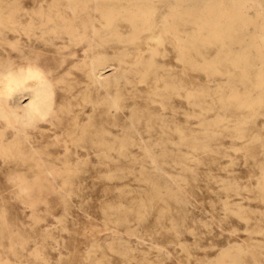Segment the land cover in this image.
<instances>
[{
  "label": "rangeland",
  "instance_id": "374dc122",
  "mask_svg": "<svg viewBox=\"0 0 264 264\" xmlns=\"http://www.w3.org/2000/svg\"><path fill=\"white\" fill-rule=\"evenodd\" d=\"M58 1L0 0V4H15L34 12ZM244 9L264 33V0H248ZM160 12L162 17L169 16V5L162 6ZM119 29L125 36L131 34L126 24ZM6 35L7 39L0 38V58L6 60L10 53L15 67L27 62L18 53H37L38 62L45 66L58 63L60 55L56 53H79V58H69L58 70L66 80H77V89L85 86L82 53H100L105 60L100 67L109 79L105 86L88 92L96 97L110 91L123 107L111 108L114 115L107 116L105 106L93 110L82 100L83 91L76 98H66L73 106L86 104L81 123L91 118V123L111 129L127 145L101 162L94 153L80 149V162L77 169L72 168L69 180L57 178L41 190L34 186L29 196L9 175L25 172L32 177L37 171L29 169V164L17 166L0 158V264H217L221 256L235 260V264H264V195L260 189L264 145L256 143L252 155L245 146L254 137L264 141V115L253 118L245 137L214 129L215 135L208 140L210 156L184 142V138L202 135L204 124L213 123L220 114L232 120L231 124L245 116L224 114L213 104L211 95L200 104L187 96L189 92L213 93L226 83L225 75L188 68L172 40L157 44L153 38L139 47L113 41L85 52V42L67 43L57 50L55 47L62 45L59 41L31 40L13 31ZM157 47L161 49L155 55L162 73L159 83L163 88L165 81H174L181 88L162 102L151 93L150 82L138 80L141 73L133 68L138 53L149 55V50ZM7 85L0 75V92L8 101L29 102L33 80L26 81L23 91L10 94H6ZM63 85L54 83L55 106L67 102ZM161 112L162 152L153 145L161 133L144 128L151 115ZM134 113L142 116L138 132L130 127ZM71 121L64 118L59 124L55 119L53 124L42 120L41 128L32 134L35 146L50 165L63 167L65 159L73 165L77 159L61 144ZM13 137L14 132L6 130L5 138ZM141 139L150 144L151 154L137 144ZM23 148L26 151L29 145ZM155 186L160 188L163 202L157 201ZM167 191L176 197L168 196Z\"/></svg>",
  "mask_w": 264,
  "mask_h": 264
},
{
  "label": "bare ground",
  "instance_id": "6f19581e",
  "mask_svg": "<svg viewBox=\"0 0 264 264\" xmlns=\"http://www.w3.org/2000/svg\"><path fill=\"white\" fill-rule=\"evenodd\" d=\"M247 1L175 0L171 4L166 0H59L34 12L15 4H0V38L7 39L6 33L13 31L19 35L24 34L31 40L39 38L45 42L59 41L62 45L56 46L57 50L65 48L67 43L85 42V52L92 50L97 44L113 41L120 44L133 43L139 47L142 44L148 45L149 40L153 38L157 44L172 40L176 52L188 68L212 75H225L227 78L226 83L218 86L213 93L206 91L187 93L191 102L200 104L207 95H211L213 104L221 107L224 114L227 112L231 116L245 114L242 119L237 118L232 124L230 123L232 120L220 114L213 123L204 124L202 135L184 138L186 144L195 149H203L210 156L212 151L208 140L215 135L212 133L214 129H219L222 133L228 132L235 137H245L247 125L253 118L259 114L264 115V33L257 20L250 18L244 9ZM164 5H169L171 10L170 15L166 17L160 14ZM122 23L130 27L129 36H125L119 29ZM212 51L216 54L208 55ZM160 52L161 49L157 47L150 49L149 55L138 53L133 68L137 73H141L138 80L150 82L153 86L151 93L162 102L166 95L178 92L181 88L174 81H165L163 88L159 83L162 73L159 72L160 67L156 64L155 55ZM18 54L27 62L17 67L13 66L10 53H7L6 60L0 58V75L5 77L8 84L6 94L23 91L27 88L26 81L29 79L34 81V85L30 100L24 105L19 102L11 103L0 92V158L3 162H12L17 166L29 164V169L37 171L32 177L25 172L9 175V179L20 184L23 194L29 196L34 186L41 190L45 183L57 178L69 180L72 168L77 169L80 162V149H85L88 154L94 153L97 162H101L113 152L120 151L119 147L123 148L127 144L111 129L91 123V118L81 123L80 118L85 113L86 104L78 103L73 106L71 100L66 98L70 95L76 98L83 91L82 100L90 103L93 110L105 106L107 116L114 115L111 108L123 107L117 95L111 94L110 91L96 97L89 94L90 89L98 90L99 87L105 86L109 79L100 67L105 62L100 53H82L80 63L85 76L83 90L77 89L76 84L79 85L77 80H66L64 74H59L58 71L69 58H79V53L75 51L56 53L60 55L58 63L47 66L38 62L37 53ZM65 73H70L69 69ZM55 82L64 83L62 88L67 101L58 106L54 104ZM64 118L72 121L67 122L66 137L62 139L61 144L66 152L76 155L77 162L70 165L67 164L69 160L65 159L63 167H59L49 164L50 160L35 146L32 134L41 128L39 121L49 120L53 123L58 119L60 124ZM141 121L142 116L134 113L130 126L134 132L139 131L137 124ZM145 122L144 128L147 132L161 133L160 139L153 145L159 147L162 152V112L151 115ZM8 129L14 132L11 140L5 138ZM259 139L254 137L245 145L250 155L258 142L264 145V141ZM26 144L29 145V149L25 151L23 145ZM137 144L148 155L153 151L150 144L143 139ZM165 151L166 149L162 154L165 155ZM150 161L159 160L151 158ZM260 189L264 195V170ZM155 194L157 201H164L165 198L158 186H155ZM166 194L172 198L176 197L172 191H167ZM30 200L34 204L35 200ZM235 263V260L227 261L223 256L217 262Z\"/></svg>",
  "mask_w": 264,
  "mask_h": 264
}]
</instances>
